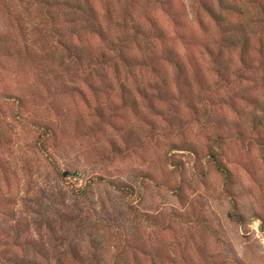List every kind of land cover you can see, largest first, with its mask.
<instances>
[{"label":"rangeland","instance_id":"rangeland-1","mask_svg":"<svg viewBox=\"0 0 264 264\" xmlns=\"http://www.w3.org/2000/svg\"><path fill=\"white\" fill-rule=\"evenodd\" d=\"M67 2L0 0V264H264V0Z\"/></svg>","mask_w":264,"mask_h":264},{"label":"trees","instance_id":"trees-1","mask_svg":"<svg viewBox=\"0 0 264 264\" xmlns=\"http://www.w3.org/2000/svg\"><path fill=\"white\" fill-rule=\"evenodd\" d=\"M63 2H65L66 4H69L67 1H72V0H62ZM74 1V0H73ZM75 2H77V3H79L80 2V0H75ZM211 14L213 15V12H211ZM213 17L215 18V20H216V22L218 23V24H220V18L219 17H217V16H215V15H213ZM240 28V27H239ZM238 31H242V29L240 28V29H238ZM250 41V37L249 36H247L245 39H244V41H242V47H243V49L245 50L246 49V46H247V41ZM246 52H244V54H245ZM222 171V170H221ZM84 194V193H83Z\"/></svg>","mask_w":264,"mask_h":264},{"label":"water","instance_id":"water-1","mask_svg":"<svg viewBox=\"0 0 264 264\" xmlns=\"http://www.w3.org/2000/svg\"><path fill=\"white\" fill-rule=\"evenodd\" d=\"M63 175L66 176V175H68V173L67 172H64Z\"/></svg>","mask_w":264,"mask_h":264}]
</instances>
